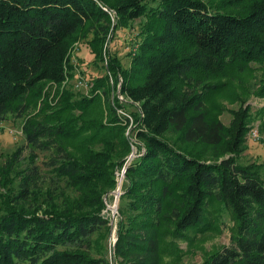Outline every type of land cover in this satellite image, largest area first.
<instances>
[{
	"label": "trees",
	"instance_id": "obj_1",
	"mask_svg": "<svg viewBox=\"0 0 264 264\" xmlns=\"http://www.w3.org/2000/svg\"><path fill=\"white\" fill-rule=\"evenodd\" d=\"M100 1L120 21L147 18L131 67L118 70L120 92L138 106L130 113L134 124L116 113L122 105L115 97L107 106L108 123L85 127L81 118L74 126L75 118L67 116L23 123L27 144L54 152L55 175L83 194V205L76 199L34 211L10 203L2 207L0 264H107L103 255L91 254L92 235L106 229L102 195L114 186V167L130 151L128 126L141 150L126 167L119 196L114 251L121 264H164V239H186L189 230L218 226L208 216L213 201L231 215L230 241L199 264H264V163L238 160L250 130L248 107L243 103L232 110L226 125L204 93L215 87L207 80L225 76L228 67L264 64V0H248L242 13L213 9L205 0H0V121L8 112L22 116L30 92L46 100L42 82L58 84L71 75V46L78 35L91 34L94 58L101 59L109 21ZM110 61L116 75L115 57ZM198 78L206 80L203 88L197 87ZM105 79L95 80L94 88ZM261 90L264 94V82ZM59 101L61 111L83 112L93 97L64 89ZM91 126L101 147L78 157L62 140ZM168 131L177 133L174 140L164 137ZM193 144L215 149L216 159L202 158ZM20 150L9 156L12 161ZM29 177L21 178L24 195Z\"/></svg>",
	"mask_w": 264,
	"mask_h": 264
},
{
	"label": "rangeland",
	"instance_id": "obj_2",
	"mask_svg": "<svg viewBox=\"0 0 264 264\" xmlns=\"http://www.w3.org/2000/svg\"><path fill=\"white\" fill-rule=\"evenodd\" d=\"M205 1L212 5L213 9L219 8L233 13H242L248 3V0ZM100 2V6L106 12L109 21L103 41L101 59L94 58V53L88 41L91 34L86 37L78 35L71 46L70 63L72 70L67 80L58 84H53L51 81L42 82V97H45L46 100H38L33 92H30L25 97L28 108L22 116L8 112L5 118L0 121V213H2L4 206L9 203L10 207L22 206L26 211H34L38 208L64 207V203L66 205L76 199L75 202L78 205H83V202H80L83 194H79V191L71 183L55 175L50 165V158L55 157L54 152L40 148L32 149L27 144L22 130L25 121L41 119L53 122L58 116H67L75 118L70 122V125L74 126L81 124V118L87 120L82 123L85 124V127L87 125L96 126L99 122L108 123L110 117L108 112L110 111L107 106L112 97L117 98L122 105V108L116 110L118 115L126 116L125 114L130 115V113L138 111L137 104L131 103L119 90L122 76L118 70L131 67V58L137 51L138 41L141 37L140 31L147 18L142 16L128 21H120L113 8L103 1ZM112 56L115 57L118 65L117 71L115 70L116 75L109 68L110 57ZM225 74V76L207 80V83L214 84L215 87L212 89L204 88L206 103L217 107V116L226 125L231 119L232 110L237 109L243 103L244 106L248 107L250 130L246 137V147L238 160L242 164L250 162L264 163V94L261 90L264 82V64L252 62L241 66L235 65L228 67ZM102 77L106 78L101 80L104 85L94 88L95 80ZM78 78L88 83L86 88L75 86ZM198 82L200 83L197 86L198 88H203L206 85V80L203 81V79L198 78ZM192 83H194L193 80ZM64 89H69L78 97L92 95L93 101L83 112L77 109L71 112L61 111L59 109V98ZM104 89H106V92H104ZM79 114L80 117L77 118ZM130 121V124L133 125V119ZM95 126L82 128L83 130L78 135L63 138L62 143L76 156L84 157L85 149H99L101 147L98 136L94 137L93 135ZM130 127L128 126L125 130L130 151L125 155L123 163L114 167V186L102 195L103 207L100 215L107 220L106 229L102 228L92 235L91 254L94 256L103 255L107 259V264H110L109 256L112 251L114 264H121L122 260L121 257L116 255L114 246L112 250L113 237H115L116 242L117 223L121 218L118 207L119 198L118 202L115 203L116 212L114 217L107 210L109 206L114 204L115 172H120L122 167L129 162L128 159H131L132 162L141 150L137 148L136 143H139V141L133 136ZM253 130L258 131L257 136L251 134ZM105 131L106 128L101 130L102 133ZM176 136L177 133L174 131H168L164 134V137L169 140H174ZM17 148L21 149L19 156L15 161H12L13 159L11 160L9 156ZM134 150H136V154ZM192 150L204 159H216L214 153L217 151L210 146L193 144ZM132 152L133 156L135 154L134 157H131ZM31 167H34L36 172L31 173L29 171ZM4 169H8V176L5 178ZM125 171L122 178L121 193L127 182ZM24 173L30 176L25 195L21 192V178L25 175ZM25 181L27 182V180ZM208 210V216L211 219L215 217L214 224L218 226L205 231L189 230L186 239L172 237L164 239L161 244V259L164 264H199L207 254L229 244L230 229L233 224L229 211L217 201L211 202ZM107 212L111 217V223Z\"/></svg>",
	"mask_w": 264,
	"mask_h": 264
},
{
	"label": "built area",
	"instance_id": "obj_3",
	"mask_svg": "<svg viewBox=\"0 0 264 264\" xmlns=\"http://www.w3.org/2000/svg\"><path fill=\"white\" fill-rule=\"evenodd\" d=\"M67 80V78L64 80V81H62L61 83H64L65 81ZM53 83V82H52ZM53 84H55V83H53ZM87 82L86 81H84L83 79H81V78H78V79H76V82H75V86L77 87V88H80L81 86H84V88H86L87 87ZM119 87V86H118ZM130 102L131 103H135V104H137L136 102H133V101H131L130 100ZM124 114V113H123ZM127 117H128V119H129V121L132 119L131 118V116L130 115H128V114H125ZM131 122V121H130ZM257 133H258V131L257 130H253L252 132H251V134L253 135V136H257ZM134 153L136 154L137 152H136V150H134ZM135 154H134V156H135ZM140 153H138V155H139ZM133 156V152H132V155H131V157ZM133 156V157H134ZM130 157V158H131ZM129 160V162H131V159H128ZM129 162H127L123 167H122V169H121V171L119 172V171H116L115 172V179H116V189L114 190V192H113V196H114V201H113V203L114 204H112L111 206H109L108 208H107V210H108V212H110V214L112 215V217H114V215H115V212H116V209H115V203L116 202H118V198H119V196H120V194H121V189H122V178H123V174H124V171H125V169H126V167L130 164ZM108 212H107V215L109 216V218H110V223H111V217H110V215L108 214ZM114 239H113V242H112V250H113V246H114V242H115V237H113ZM113 252V251H112ZM112 252L110 253V256H109V261H110V264H114V259H113V257H112Z\"/></svg>",
	"mask_w": 264,
	"mask_h": 264
}]
</instances>
